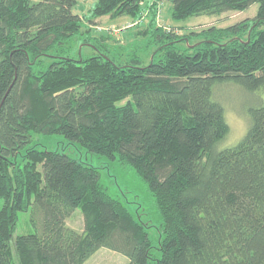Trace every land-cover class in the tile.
<instances>
[{
	"label": "trees",
	"instance_id": "trees-1",
	"mask_svg": "<svg viewBox=\"0 0 264 264\" xmlns=\"http://www.w3.org/2000/svg\"><path fill=\"white\" fill-rule=\"evenodd\" d=\"M78 2L0 0V264H85L101 248L129 264H264V99L249 110L242 140L220 149L230 125L213 91L229 82L264 91V0H170L177 21L259 8L194 46L183 39L185 49L152 22L159 48L146 66L117 63L90 34L105 16L141 19L148 8L155 17L157 1L99 0L91 17L74 12ZM83 34L100 55H68ZM34 134L63 135L133 168L162 217L160 258L98 167L28 148ZM29 209L41 226L13 248ZM76 210L82 232L67 224Z\"/></svg>",
	"mask_w": 264,
	"mask_h": 264
},
{
	"label": "rangeland",
	"instance_id": "rangeland-1",
	"mask_svg": "<svg viewBox=\"0 0 264 264\" xmlns=\"http://www.w3.org/2000/svg\"><path fill=\"white\" fill-rule=\"evenodd\" d=\"M40 2L42 0H32ZM99 0H79L74 12L80 16L91 17L92 10ZM157 1L155 17L148 8L142 14V18L134 19L131 16L111 18L109 16L96 20L93 26L89 43H95L101 52L113 58L117 63H133L135 58L142 60L143 65H149L154 53L159 48V43L153 37V27L160 28L165 32H173L178 35L181 41L177 45L181 49L187 47L189 40L194 46L203 39L202 34L211 29H225L235 25L245 19H252L257 15L259 5H252L243 12H229L219 16H199L189 17L185 20L177 21L172 16V3L170 0H147V4ZM87 25L89 24L85 21ZM154 22V26L151 23ZM150 29L146 33V29ZM86 30V27L83 31ZM106 35L107 44L98 43L96 38ZM199 35V36H198ZM190 39H189V38ZM89 34L76 37L71 43V50L68 54L73 58L83 56L100 55V52L91 46H83L87 43ZM89 40V39H88ZM189 43V42H188ZM214 98L221 103L225 109V115L230 125V134L220 144V149H227L236 146L245 136L249 125L251 108L260 105L264 99V91L252 93L237 83H224L216 85L213 89ZM40 150L58 151L74 159L80 160L88 165L98 167L102 174V179L115 198L122 201L146 227L150 233L153 243V258H160V241L163 238V221L155 203L154 196L148 184L137 175L131 167H125L118 161L112 160L107 156L88 152L79 144L71 143L63 135H44L34 134L28 148ZM5 205V200L0 199V211ZM69 227L82 232L84 230V218L80 210H76L68 219ZM41 223L35 226L32 222V210L21 212L17 221L11 245L14 248L15 239L18 236L35 234L40 228ZM154 264L155 262H151ZM85 264H129V259L118 252L107 248L99 249L93 254Z\"/></svg>",
	"mask_w": 264,
	"mask_h": 264
}]
</instances>
